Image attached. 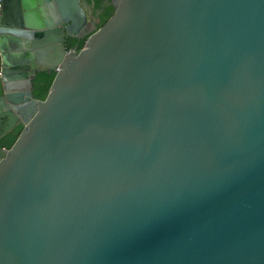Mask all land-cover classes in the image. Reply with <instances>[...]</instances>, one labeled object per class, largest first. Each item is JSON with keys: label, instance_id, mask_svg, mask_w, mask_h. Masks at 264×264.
<instances>
[{"label": "water", "instance_id": "95a60500", "mask_svg": "<svg viewBox=\"0 0 264 264\" xmlns=\"http://www.w3.org/2000/svg\"><path fill=\"white\" fill-rule=\"evenodd\" d=\"M107 3L2 0L0 264H264V0Z\"/></svg>", "mask_w": 264, "mask_h": 264}, {"label": "trees", "instance_id": "16d2710c", "mask_svg": "<svg viewBox=\"0 0 264 264\" xmlns=\"http://www.w3.org/2000/svg\"><path fill=\"white\" fill-rule=\"evenodd\" d=\"M89 1L94 2V5H93L94 11L100 9V12L97 15L96 24L93 28V30H95L101 27L108 20V18L112 15L113 7L109 3L102 6L101 0H89ZM86 38L87 36L81 39L70 38L66 44V48L68 50L76 48V50L78 51L83 47ZM54 76H55L54 71H42L36 75L35 79L33 80V88H32L33 95L36 99L43 100L45 98Z\"/></svg>", "mask_w": 264, "mask_h": 264}, {"label": "crops", "instance_id": "0c3cea01", "mask_svg": "<svg viewBox=\"0 0 264 264\" xmlns=\"http://www.w3.org/2000/svg\"><path fill=\"white\" fill-rule=\"evenodd\" d=\"M86 2H88L91 7H92V3H90L91 1L89 0H86ZM39 53H40V56H39V59L41 60L42 64L41 65H48V61L50 59V55H51V50H50V47H49V43H42V45L39 46V49H38ZM12 52V51H11ZM38 66H40V64L38 63ZM21 91H24V88L23 86L21 85L18 89H16V92H21Z\"/></svg>", "mask_w": 264, "mask_h": 264}, {"label": "flooded vegetation", "instance_id": "af4514ba", "mask_svg": "<svg viewBox=\"0 0 264 264\" xmlns=\"http://www.w3.org/2000/svg\"><path fill=\"white\" fill-rule=\"evenodd\" d=\"M101 1H102V6H104L105 4H107V0H101ZM90 3H92V7H91V5H90V7H91L92 12H93V22H92V24H90V26H89V28H88L87 31H90V30H92V29L94 28V26H95V24H96V21H97V15H98V13L100 12V9L94 11V7H93L94 2L91 1ZM69 39H70V38H69ZM69 39H68V40H69ZM68 40H67V42H68ZM67 42H66V44H67Z\"/></svg>", "mask_w": 264, "mask_h": 264}, {"label": "built area", "instance_id": "2783aa9c", "mask_svg": "<svg viewBox=\"0 0 264 264\" xmlns=\"http://www.w3.org/2000/svg\"><path fill=\"white\" fill-rule=\"evenodd\" d=\"M1 15H2V0H0V27H1Z\"/></svg>", "mask_w": 264, "mask_h": 264}]
</instances>
